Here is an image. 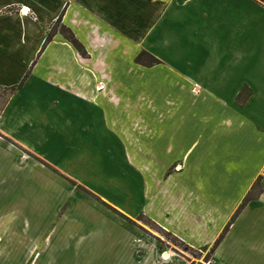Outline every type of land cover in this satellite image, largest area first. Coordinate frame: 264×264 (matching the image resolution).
<instances>
[{
	"label": "crops",
	"instance_id": "1",
	"mask_svg": "<svg viewBox=\"0 0 264 264\" xmlns=\"http://www.w3.org/2000/svg\"><path fill=\"white\" fill-rule=\"evenodd\" d=\"M61 14L87 56L60 33L40 52ZM172 44L178 48L176 70L163 65ZM144 51L160 62L136 64ZM187 52L190 71L177 64ZM148 68L149 76L167 71L177 78L171 86L161 82L156 102L149 95L157 86L140 79ZM15 85L21 86L0 112V144L11 138L56 166L62 158L90 159V170L72 162L67 176L97 199L85 206V193L71 187L61 193L72 194V203L65 201L46 229L40 225L48 215L42 213L40 225L25 231L24 264H87L86 237L101 242L95 247L110 257L94 264H190L187 255L176 260L165 239L162 248L143 231L136 246L140 237L131 223L140 215L189 248L212 251L211 263L264 264V245L253 254L223 251L228 232L243 219L259 217L264 227L262 1L0 0V87ZM245 87L250 95L240 102ZM60 137L70 141L74 157L42 152ZM83 173L99 177L92 181ZM26 201L34 210V200ZM63 220L92 230L70 232L74 241L56 252L50 244Z\"/></svg>",
	"mask_w": 264,
	"mask_h": 264
},
{
	"label": "rangeland",
	"instance_id": "2",
	"mask_svg": "<svg viewBox=\"0 0 264 264\" xmlns=\"http://www.w3.org/2000/svg\"><path fill=\"white\" fill-rule=\"evenodd\" d=\"M48 32L53 33L54 36L58 33H60L61 35H63V33L65 34V30L62 27V23L61 22L59 23L58 21H56L51 25V27L47 30V33ZM177 49L178 48H176L174 44H172V46L168 48L167 51L164 52L165 62L163 63V65L173 70H176L173 66L176 65L175 58L178 57L175 55ZM183 57L184 59L180 60L177 64L179 66L186 65L184 70L186 69L189 70L190 63H188V60L190 58V53L187 52ZM150 61L151 58L147 57L143 60L142 63H139L136 61L135 58L136 64L139 65L143 64L144 66L147 67H149ZM158 68L159 67H157L156 69ZM148 69L149 70L144 72L143 75H140L142 77L144 76L146 77L144 79L140 77V79H142L144 85L149 86V88L153 86H157V88L152 89V92L149 95L151 100L156 102L157 101L156 92L161 82H162V87L171 86L175 84L177 78H173L172 75H170V73L167 71L164 72V74H167V77H164V74L158 72L159 73L158 75L160 74L162 75L159 76L160 79L159 77L155 78L154 76H149L151 75L153 70H151L150 68ZM161 70H163V68H160L159 71ZM134 74H135L134 76H137L136 73ZM208 78L212 79L209 76ZM162 87L159 90H162V92L163 93L165 92L166 94V89ZM244 89H246L244 92L245 93L244 97H245L248 94L247 93L248 88L245 87ZM10 92L11 91H9L8 89H4L0 87V112L5 102L7 101L8 97L10 96L9 95ZM157 127L159 128L160 125L158 124ZM199 130L200 128H198L197 134ZM261 136H262L260 137L261 139L264 138V133H262ZM256 138L259 137L256 136ZM5 141L6 143L2 142L4 145L0 144V186L2 187V184H4L7 187V189H4L5 192L3 190L0 191V264H24V262L27 259L26 254L24 252L25 249H27V243H26L27 234L25 233V231L31 228L32 230H35L36 225L39 226L41 220L43 219V217H45V215L43 214L48 215V221L46 223L45 222L41 223L42 225L40 226H44V229H46L48 226H51L53 224L54 218L56 216L57 217L59 216V213L63 208L64 202L66 201L68 204L72 203L71 200L72 197H74L72 194L70 198L67 197L69 198L68 200L66 196H62L61 193L64 192L68 193L69 191H67V188L70 187L73 188L75 191L78 190L81 191L82 193H85V196L83 197L85 199L84 200L85 206H89V204L92 203L91 201L95 202L97 200L94 199L96 197H93L94 195L92 190L84 191L80 189L75 184L73 185L71 183L73 182L72 178L67 176L68 174L67 170L71 169L72 162L75 164V166L80 165V169H85V170H90L91 166L93 165H91L92 162L90 159H82L78 157L76 159H70V157H67V159L64 158L59 159L60 162L59 166H56L54 163H52L54 161L53 159L46 157L36 158L39 156L36 157L32 156L28 150L22 149L23 148L22 145L14 142L11 138H6ZM49 143L46 146H44L42 152L44 153L55 152V153H59L60 155L66 154L70 156H73L74 154L73 152L69 151L70 141L63 137L52 139ZM81 143L83 142L81 141ZM6 144H10V145L6 146ZM243 144L244 145L246 144L245 140ZM154 145L157 148L158 147L161 148L162 146L161 143H158L157 141L154 143ZM66 162L69 164L68 166L65 165ZM83 164L85 166H83ZM63 165H65V167ZM83 174L84 175L86 174L87 179L92 181H95V177H97V179L99 177L98 174L95 175L94 173H83ZM254 191H256V188H254ZM11 198H12L11 203H8L7 199L11 200ZM19 198H21L22 201ZM249 198H252V196H250ZM25 199L26 200L31 199V201L34 200L30 204L35 208L34 210H32V208L30 207L27 208L28 205L24 203L27 202ZM41 207L43 208V210L46 211L48 209V211L46 213L40 211ZM24 209H28L27 212H25ZM38 209H39V213L37 216L28 215L31 212H38ZM119 214L122 213L119 212ZM238 214L239 211L237 212L236 216ZM50 217L51 219H49ZM21 218H23L22 222L20 220ZM27 220L29 221V223L26 222ZM258 221H259V217L253 218V220L247 218L243 219L240 223L238 222L235 230L230 232H228L229 225H227L225 227L226 232L224 233L225 229L222 231V233L224 234L221 239L220 236L222 235V233H220V236L215 241L214 247H216V245H218L221 242L225 234L228 232L227 236L225 237L226 241L224 243L223 251H229V252L235 251L239 254L242 252H249L251 254L256 252H261V248L257 247V245L260 246L264 245V240L260 241L263 235L262 231L264 227L261 228L260 224H258ZM63 222L64 223L60 225L58 229L59 233L55 235V237H53L52 242L50 244L51 246H53L55 250L57 248H62L63 246L67 245V243H71L74 241L73 233L71 234L70 232L78 231L81 228L87 230L90 229V226L87 225L83 226L82 224H79L74 220L73 221L63 220ZM131 224L132 227L134 228L133 230L134 234L139 235L140 237V238H136L135 236L134 243L136 246L140 247L142 245L141 236L143 235V232H145V234L150 235L151 242L153 243L158 242V245L162 246V248L167 247L166 244L168 242L169 243L168 248H171V250L174 251V257L176 258V260L181 258V260L183 261V258H185L187 255V257H189L191 261V262L189 261L190 264H214L211 263V258L213 257L212 251L204 250L203 252H201L199 250H194L192 248H189L186 244L179 241V239L175 238L170 233L163 231L162 228L157 227L156 225H154L153 222L146 220L144 217H142V215L139 216V222L132 221ZM164 239L167 242H164L165 241ZM85 240H86V244L83 243L82 246H85L87 248L86 260L87 262H89L87 264H94L95 262L98 263L97 261L100 258H102V260L106 259L107 254L101 253V249L103 247H100L99 249L95 247L97 244L101 246V242L95 243L96 238H92V237H86ZM122 241H125L124 236ZM7 243L12 245L7 246ZM252 247H256V248H252ZM118 248H119V256H121L120 252L122 251V245H118ZM19 251H22V253ZM161 254L160 257L162 256ZM48 255L49 257H53L54 253L49 252ZM109 260L110 257H107L106 261L109 262ZM115 261H117V259ZM57 262L62 263L60 259L57 260ZM67 262L68 264H70L71 261L68 260Z\"/></svg>",
	"mask_w": 264,
	"mask_h": 264
},
{
	"label": "trees",
	"instance_id": "3",
	"mask_svg": "<svg viewBox=\"0 0 264 264\" xmlns=\"http://www.w3.org/2000/svg\"><path fill=\"white\" fill-rule=\"evenodd\" d=\"M264 3V0H260ZM57 21L60 23L62 21V14L59 16V18L57 19ZM62 27L63 29L65 30V34L63 33L64 37L79 51V53L83 56H86L87 55V52L84 48V46L81 44V42H79V40L76 38V36L74 35V33L71 31L70 28L66 27L65 25L62 24ZM53 33H47L46 37H45V40H44V43H43V46L41 48V51L42 52L46 47L47 45L50 43L52 37H53ZM151 58V61H150V64L149 66H152L154 64H157L159 63L160 61L158 59H156L155 57H153L152 55H150L149 53L147 52H141L137 57H136V61L139 62V63H142L143 60L145 58ZM21 85H15V86H11V87H1V88H4V89H8L10 92L9 95H11L13 92H15L17 89L20 88ZM246 89L242 90L240 93H239V96H238V99L240 102H244L248 96H249V92L250 90L247 89V96L244 97V92H245ZM243 207V206H241ZM226 232V229L224 230V233ZM220 236V239L223 237V234ZM219 242V241H218ZM217 242V243H218Z\"/></svg>",
	"mask_w": 264,
	"mask_h": 264
}]
</instances>
